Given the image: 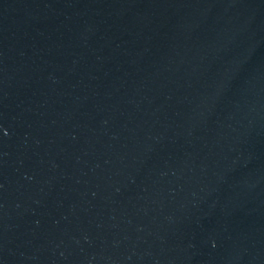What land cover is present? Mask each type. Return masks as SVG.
<instances>
[{
	"label": "water",
	"instance_id": "obj_1",
	"mask_svg": "<svg viewBox=\"0 0 264 264\" xmlns=\"http://www.w3.org/2000/svg\"><path fill=\"white\" fill-rule=\"evenodd\" d=\"M0 264H264V0H0Z\"/></svg>",
	"mask_w": 264,
	"mask_h": 264
}]
</instances>
